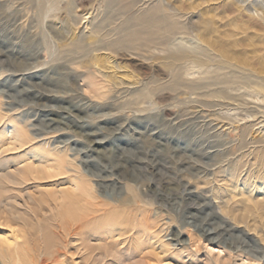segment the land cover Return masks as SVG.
<instances>
[{
	"label": "rangeland",
	"instance_id": "374dc122",
	"mask_svg": "<svg viewBox=\"0 0 264 264\" xmlns=\"http://www.w3.org/2000/svg\"><path fill=\"white\" fill-rule=\"evenodd\" d=\"M255 8L264 11V0H0V203L21 206L0 209V264L28 239L55 245L40 206L74 181L90 192L88 210L100 209L90 237L103 245H58L40 264H86L95 252H106L104 264H216L230 250L171 240L207 222L240 237L236 264H264L251 230L264 237V18ZM68 108L79 127L50 115ZM59 159V174L27 176ZM17 168L26 171L21 184L7 175ZM217 171L238 173L231 184L244 201L212 198ZM200 180L208 182L196 190ZM112 248L136 250L119 261Z\"/></svg>",
	"mask_w": 264,
	"mask_h": 264
},
{
	"label": "bare ground",
	"instance_id": "6f19581e",
	"mask_svg": "<svg viewBox=\"0 0 264 264\" xmlns=\"http://www.w3.org/2000/svg\"><path fill=\"white\" fill-rule=\"evenodd\" d=\"M155 13L160 12L161 11V6L158 4L156 7H154L152 9ZM258 9H254L255 12H257ZM154 13V14H155ZM261 13V18H264V11L260 10ZM163 19V18H162ZM99 31H96L94 29H92L89 32V35L87 37L88 42L89 43H95L96 42V37L98 36ZM71 42L76 45L77 47H80L81 43L80 41L77 39L76 35L73 33V37L71 38ZM113 45V44H111ZM107 57V56H106ZM96 59V58H95ZM93 59V61L89 60L86 61L85 63L87 64L88 62L90 63V61L95 64L97 66V60ZM110 59V57H107V61ZM95 61V62H94ZM69 109V108H68ZM65 113L66 115H68L71 119V122H64L62 120H57L60 124L65 125V126H69L70 123L72 125H75L76 127H79V124L76 123V118L74 116H72L70 114L71 110L69 109L68 112L62 110H56L53 109L51 110L50 115L52 116H56L57 118L60 119H65V116H62L63 113ZM48 120L54 122L55 119L53 117L49 118ZM80 134H82L83 136H94L93 133H88V134H83L82 132H80ZM21 137L20 135L18 136V138ZM17 137H15V140H18ZM26 139V138H25ZM86 139V138H85ZM22 141V140H21ZM26 141V140H25ZM29 141V140H27ZM90 142L95 144L96 147H103V145H105V143L107 142L105 139H100V140H95V139H90ZM97 149V148H96ZM258 158L257 156H253V163L257 164L258 163ZM64 165V160L63 159H59L58 161L54 160V163L51 164V166H47L45 168H48L46 170H39L37 168H29L28 170V175L27 176H32L33 174H43L49 171L55 172L57 174L60 173L61 169L63 168ZM30 166V165H28ZM100 172H104V168H100L99 169ZM22 172H26L25 170L17 168L15 170H9V172L7 173L8 177H9V182L14 183V184H21L24 182V176H22ZM81 178H89L88 175L90 174V177H98L97 181L103 182L106 181L108 179H104L101 177H104L100 174H96L94 172H90L89 174H87L86 171H81ZM89 172V171H88ZM219 172L220 175H217V173L215 172V176L212 179V198L218 199L220 197H225L226 195V202L225 203H229L230 201H234V202H240V201H244V197L242 196L243 194L241 193V190L238 188L237 185H232L231 184V180L238 178V173L236 176H230V175H226V173H224L223 171H217ZM92 173V174H91ZM55 174V175H57ZM7 175H5L6 178ZM26 175V174H25ZM208 182V181H207ZM204 180H200V181H196V185L195 188L197 190L198 187H200V184L205 185L207 183ZM210 183V182H209ZM196 192V191H194ZM240 195V198L238 200L235 199V197H238ZM89 198H91L90 196V192L87 189V187L85 185H82L79 182H75L74 181V185L71 186V188L66 189L65 191L60 192L59 194H54V193H49L47 196V200L49 202V206L46 207V209L43 210V207H41L40 205V209L42 211V213L45 215V217H49V219L52 220V226H54V228L56 229V231L54 232L55 237L57 238V241L55 240L54 243L55 245H47L45 244V246H38L37 243H39V241L35 242L32 239H28L25 244L26 247H24L22 249V251H16L14 254H2L3 255V263L2 264H40L48 259H50L51 257L55 256L56 253H58V249L56 248L58 245L62 248V249H69L73 248L76 251H85V249H89V248H93V249H99L100 247H102L103 242H104V238L100 237V234L96 235L93 239H95L94 241L96 242H91V233L95 232V234L97 233V231H92L94 230V228L90 227V225L92 224L93 220H94V216L93 213L99 212L100 209H92V210H88V207L90 204L89 203ZM12 201H6V202H2L0 203V209L1 212L3 211H8V212H12V213H17L18 210H12V207L14 206H20V204L17 205H13ZM259 202V201H257ZM220 211L222 213H229L228 207L229 205H220L217 204ZM207 207V205H202ZM21 207V206H20ZM40 211V212H41ZM234 219V217H233ZM235 220V219H234ZM49 221V220H48ZM227 225V224H226ZM251 227V226H249ZM251 230H253L254 237H256L259 241V244L264 245V237L261 236L260 234H258V232H256L255 227H253ZM196 234L195 236L192 235H188V239H183V232L180 230H176V232L174 234H172L171 240L174 242L173 245H181L184 246L183 248L185 249L188 246H192L194 243L199 244L201 238H203L205 241H207L209 244H217L220 247H225L228 250H230V254L227 255V257L225 259L218 258V255H216L215 259H216V264H236V261L234 260V258L237 256H233L231 253L233 252L232 250H234V252L237 253V251L239 250L238 247L233 246L232 243L233 242V238L236 237L237 238V242H241V239L238 235H233V234H229L227 232L230 231L229 227L227 226H222V225H218V226H213L211 223L207 222L204 223V225L196 227L195 228ZM124 233H127L126 230L120 231L118 233V237H121L124 235ZM227 234V236H222L223 234ZM229 234V235H228ZM198 236V237H196ZM31 237V236H30ZM122 241H124L123 239L119 242L122 243ZM124 243V242H123ZM191 243V244H190ZM186 246V247H185ZM129 247V246H128ZM232 249V250H231ZM135 248L133 249H111L110 252L112 255H115L117 258H120L122 260L119 261H124V259H129L131 258L128 255L129 251H134L135 253ZM77 251V252H79ZM83 254V253H82ZM126 254L123 258L122 255ZM106 252H95L90 254L89 256H85L86 259L88 260L86 262V264H104L105 263V259H106ZM172 257V256H171ZM81 262V260H80ZM162 262V260H161ZM192 262V261H190ZM189 262V263H190ZM218 262V263H217ZM207 264V263H206Z\"/></svg>",
	"mask_w": 264,
	"mask_h": 264
}]
</instances>
